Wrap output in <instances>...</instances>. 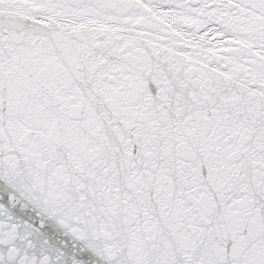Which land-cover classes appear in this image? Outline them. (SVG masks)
Wrapping results in <instances>:
<instances>
[{"label":"snow or ice","instance_id":"6c2138e0","mask_svg":"<svg viewBox=\"0 0 264 264\" xmlns=\"http://www.w3.org/2000/svg\"><path fill=\"white\" fill-rule=\"evenodd\" d=\"M0 264H264V0H0Z\"/></svg>","mask_w":264,"mask_h":264}]
</instances>
